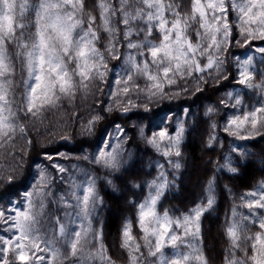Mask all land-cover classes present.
I'll return each mask as SVG.
<instances>
[{
  "label": "snow or ice",
  "instance_id": "obj_1",
  "mask_svg": "<svg viewBox=\"0 0 264 264\" xmlns=\"http://www.w3.org/2000/svg\"><path fill=\"white\" fill-rule=\"evenodd\" d=\"M257 64L264 0H0V264H210L201 224L216 173L238 174L253 155L237 141L264 140ZM209 91L220 94L201 116L192 106ZM174 100L178 113L153 107ZM189 117L206 124L207 151L225 139L229 150L209 159L203 198L174 217L158 205ZM137 139L165 163L124 181L148 192L110 245L102 193L120 188ZM232 200L221 264H264V178Z\"/></svg>",
  "mask_w": 264,
  "mask_h": 264
},
{
  "label": "trees",
  "instance_id": "obj_2",
  "mask_svg": "<svg viewBox=\"0 0 264 264\" xmlns=\"http://www.w3.org/2000/svg\"><path fill=\"white\" fill-rule=\"evenodd\" d=\"M257 67L264 66L257 64ZM246 91L241 89V95H245ZM219 94L211 91L205 93V96L209 98L200 97V99L196 100L192 106L193 111L202 116L204 106L211 104ZM255 99L256 97L253 95L251 103H255ZM248 103L249 100L245 96V104ZM153 107H159L157 110L160 116H164L169 111L178 113L181 110L180 102L175 100L171 103L164 101L163 105H154ZM57 115L65 114L61 112ZM55 119L56 115L50 119L48 117V120L51 121ZM214 119L218 120L219 117H214ZM193 124L194 118L189 117V131L186 133L181 146L182 156L180 162L182 167L179 172L175 173L178 177L175 181V186L170 187L164 192L158 205L161 212L167 209L169 214L174 217L181 215L187 208L192 207L194 203L199 202L203 198L206 182L213 175V165L208 163L209 159L216 160L222 152L227 153L229 150V141L225 139L222 150L217 145L216 152L207 151L205 148V141L207 139L206 124L202 121L195 122L194 127L192 126ZM41 132L42 135L39 137L36 136L35 132L32 134L37 140V150L40 144L43 143L44 136L47 135V133H43V129H41ZM17 143L20 144L23 141H18ZM237 143L253 153V155L248 156L244 160L238 174H231L226 170L216 173L217 203L213 210L202 217L201 224L203 246L205 253L210 258V264H221L223 248L226 245L222 234V224L225 214L230 215V209L233 204L232 196L238 197L242 192L250 190L258 181L264 178V159H262L264 157V140L255 137L251 141H237ZM127 148L132 153V156L128 161V171L123 174L124 179L116 182L120 185V188L114 191L111 187H107L105 192L102 193L105 197V204L108 210L105 213L107 218L105 227L107 233L106 243L110 245L115 243L117 246L118 240L116 238L120 222L124 216L130 215L132 212L129 201L134 199L141 200L148 192L146 184L143 189L133 188L130 184L125 186L124 181L133 178H135V183L151 180L152 177L157 175V164L165 163L164 159L151 146L146 145L139 139L127 145ZM61 150L63 151L64 149L62 148ZM168 171L171 173L172 169L168 168ZM169 179H172L171 175H169ZM228 189L232 190L231 193ZM235 202L239 203V200L237 199ZM110 204L113 205L112 209L109 208ZM114 209L116 210L114 211ZM113 259H116V257L114 256ZM117 264H122V262L117 260Z\"/></svg>",
  "mask_w": 264,
  "mask_h": 264
},
{
  "label": "rangeland",
  "instance_id": "obj_3",
  "mask_svg": "<svg viewBox=\"0 0 264 264\" xmlns=\"http://www.w3.org/2000/svg\"><path fill=\"white\" fill-rule=\"evenodd\" d=\"M48 117H49V119H50V118H53V117H54V115H51V114H50ZM112 207H113V205H112V204H110L109 208H111V209H112ZM115 210H116V209H114V211H115ZM107 212H108V210H107V208H106V209H105V213H107ZM117 243H118V242H117Z\"/></svg>",
  "mask_w": 264,
  "mask_h": 264
}]
</instances>
